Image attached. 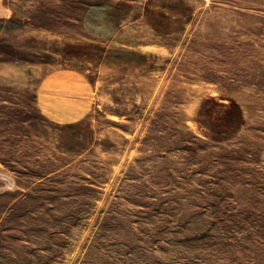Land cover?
Listing matches in <instances>:
<instances>
[{"label":"rangeland","instance_id":"obj_1","mask_svg":"<svg viewBox=\"0 0 264 264\" xmlns=\"http://www.w3.org/2000/svg\"><path fill=\"white\" fill-rule=\"evenodd\" d=\"M0 264H264V0H0Z\"/></svg>","mask_w":264,"mask_h":264},{"label":"crops","instance_id":"obj_2","mask_svg":"<svg viewBox=\"0 0 264 264\" xmlns=\"http://www.w3.org/2000/svg\"><path fill=\"white\" fill-rule=\"evenodd\" d=\"M56 2H71V1H77V0H53Z\"/></svg>","mask_w":264,"mask_h":264}]
</instances>
